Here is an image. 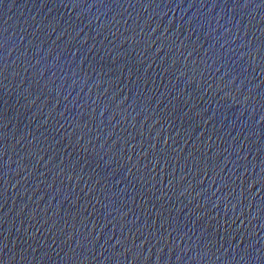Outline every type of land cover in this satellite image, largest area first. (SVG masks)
I'll list each match as a JSON object with an SVG mask.
<instances>
[{
	"label": "water",
	"instance_id": "1",
	"mask_svg": "<svg viewBox=\"0 0 264 264\" xmlns=\"http://www.w3.org/2000/svg\"><path fill=\"white\" fill-rule=\"evenodd\" d=\"M0 264H264V0H0Z\"/></svg>",
	"mask_w": 264,
	"mask_h": 264
},
{
	"label": "snow or ice",
	"instance_id": "2",
	"mask_svg": "<svg viewBox=\"0 0 264 264\" xmlns=\"http://www.w3.org/2000/svg\"><path fill=\"white\" fill-rule=\"evenodd\" d=\"M140 253H142V248L140 249Z\"/></svg>",
	"mask_w": 264,
	"mask_h": 264
}]
</instances>
